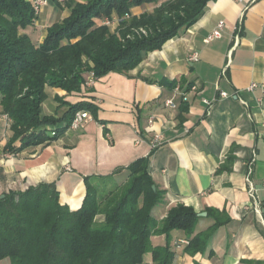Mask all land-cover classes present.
Listing matches in <instances>:
<instances>
[{
  "label": "crops",
  "instance_id": "0c3cea01",
  "mask_svg": "<svg viewBox=\"0 0 264 264\" xmlns=\"http://www.w3.org/2000/svg\"><path fill=\"white\" fill-rule=\"evenodd\" d=\"M69 13L66 5L49 0L34 24L21 32L39 45L48 28ZM220 20L225 21L222 37L207 41ZM195 51L200 58L190 61ZM85 77L80 92L46 86L43 115H62L67 106L60 100L87 101L97 108V117L89 111L92 118L83 127L60 131L49 143L6 152L13 132L0 112V196L54 182L60 201L76 210L87 192L84 176H106L123 168L114 175L121 183L129 164L150 156L151 175L165 191L153 216L162 220L179 203L192 206L198 214L207 213L200 216L193 234L171 232L173 264H264V0L212 1L196 23L162 49L149 52L129 72L112 71L92 84L90 73ZM221 91L229 96L222 97ZM169 98L176 108L166 105ZM204 98L215 99L209 112ZM183 100L189 106L186 112L181 110ZM157 135L159 143L153 149ZM230 155L234 156L230 168H223ZM250 167L263 220L249 207ZM210 210L220 211L228 221L204 252L190 254L180 240L190 241L213 224ZM166 242L164 234L152 236L154 246ZM145 264H154L151 253L146 254Z\"/></svg>",
  "mask_w": 264,
  "mask_h": 264
},
{
  "label": "trees",
  "instance_id": "16d2710c",
  "mask_svg": "<svg viewBox=\"0 0 264 264\" xmlns=\"http://www.w3.org/2000/svg\"><path fill=\"white\" fill-rule=\"evenodd\" d=\"M212 1L68 0L62 5L70 9L69 15L51 25L43 42L36 45L21 32L37 18L31 3L0 0V106L13 132L5 151L17 153L51 142L68 129L80 110L97 117L94 104L65 100H60L67 106L62 115H43L47 85L80 92L86 73L93 72L98 79L112 71L129 72L149 52L162 49L196 23ZM147 6L155 7L133 14L134 8ZM116 17L115 30L103 23ZM181 105L183 112L188 111L186 101ZM17 141L21 143L16 145ZM233 159L230 155L223 168L229 169ZM126 169L129 173L121 183L114 175L123 168L106 176H84L87 192L76 210L60 201L54 182L0 196V262L145 264L146 254L151 253L154 264H173L171 232L193 234L200 216L192 206L179 203L165 218L156 219L152 211L164 201L165 191L151 175L150 156L138 158ZM209 216L214 223L190 239L185 248L188 253L204 252L214 233L228 221L218 210H210ZM160 234L166 235L167 242L154 246L152 236Z\"/></svg>",
  "mask_w": 264,
  "mask_h": 264
},
{
  "label": "built area",
  "instance_id": "2783aa9c",
  "mask_svg": "<svg viewBox=\"0 0 264 264\" xmlns=\"http://www.w3.org/2000/svg\"><path fill=\"white\" fill-rule=\"evenodd\" d=\"M31 3L32 7H33V10L36 14V16H38L40 14V12L42 11V9L48 5V2L49 0H27ZM56 2L60 3V4H64L66 3L68 0H55ZM115 18L113 19H109V18H106L103 23L106 24V25H113L114 22H115ZM225 28V21L224 20H220L217 25L213 28V30L210 32V34L207 36L206 40L207 41H212V40H215L217 38H220L222 37V34H223V30ZM200 58V54L199 52L195 51V52H192L190 55H189V60L190 61H197L199 60ZM94 80H96L94 78V73L91 72L90 73V79L88 80V83L92 84L94 82ZM252 87H255V84L252 86ZM193 89L196 88V86H193L192 87ZM220 95L222 97H228L229 94L225 91H221L220 92ZM183 98L186 100L187 97L185 94H183ZM215 101L214 100H209V99H206L204 98V102L206 103V105L208 106V112L210 111L209 107L212 105V103ZM166 105L169 106V107H172V108H176L177 107V104L176 102L174 101L173 98H169L167 99L166 101ZM92 118V115L90 114L89 111L87 110H80L78 111L72 122L70 123L68 129H79L81 127L84 126V123L88 120V119H91ZM52 134L55 135L56 134V131L53 130L52 131ZM158 143H159V135H157L155 138H153L151 144L154 147H157L158 146ZM252 168L250 167V170L246 176V180H247V183H248V192H249V195H250V205L249 207H251L254 212L263 220V209H262V202L260 200V197L258 195V190H257V186L255 184V182L253 181L252 177H251V174H252ZM264 184V182H263ZM180 242L182 244H189V240L188 239H181Z\"/></svg>",
  "mask_w": 264,
  "mask_h": 264
},
{
  "label": "rangeland",
  "instance_id": "374dc122",
  "mask_svg": "<svg viewBox=\"0 0 264 264\" xmlns=\"http://www.w3.org/2000/svg\"><path fill=\"white\" fill-rule=\"evenodd\" d=\"M133 14H137V13H134V12H133ZM133 14H132V15H133ZM127 17H128V16H127ZM118 24H119V17H116V21L114 22L113 25H111V29H112V30H115V29L117 28ZM142 30H143V29H142ZM90 73H91V72H90ZM51 95H52V94L49 95V96H50V97H49V101H50V102H53L54 99L52 98ZM47 102H48V101H47ZM0 108H1V110H2V106H0ZM0 112H1V111H0ZM5 117H6L7 120L9 121V128H10V119H9V117H8L6 114H5ZM0 127H2L1 124H0ZM0 129H1V128H0ZM6 262H7V261H5L4 264H7ZM8 262H9V261H8Z\"/></svg>",
  "mask_w": 264,
  "mask_h": 264
},
{
  "label": "water",
  "instance_id": "95a60500",
  "mask_svg": "<svg viewBox=\"0 0 264 264\" xmlns=\"http://www.w3.org/2000/svg\"><path fill=\"white\" fill-rule=\"evenodd\" d=\"M153 188L156 189V185H153ZM1 197H4V195H2ZM202 215H207V213L206 212L199 213V216H202Z\"/></svg>",
  "mask_w": 264,
  "mask_h": 264
}]
</instances>
